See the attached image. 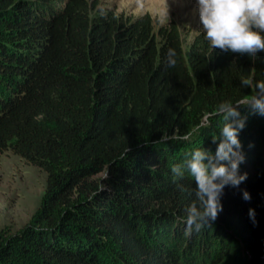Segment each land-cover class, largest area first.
<instances>
[{
  "label": "trees",
  "instance_id": "trees-1",
  "mask_svg": "<svg viewBox=\"0 0 264 264\" xmlns=\"http://www.w3.org/2000/svg\"><path fill=\"white\" fill-rule=\"evenodd\" d=\"M59 2L0 0V156L10 150L47 174L29 223L0 232V264H193L223 244V224L250 250L264 249V194L249 177L264 142L255 112L239 108L238 174L247 179L224 188L211 227L185 231L184 210L199 203L195 185L185 169L180 191L170 171L197 149L215 153L223 125L215 110L255 93L264 52L211 49L202 32L184 48L175 22L155 32L147 13L94 16L96 0Z\"/></svg>",
  "mask_w": 264,
  "mask_h": 264
},
{
  "label": "clouds",
  "instance_id": "clouds-1",
  "mask_svg": "<svg viewBox=\"0 0 264 264\" xmlns=\"http://www.w3.org/2000/svg\"><path fill=\"white\" fill-rule=\"evenodd\" d=\"M196 11L201 25L200 32L211 49L255 57L264 52V0H195ZM176 51H167V66L176 64ZM242 87H250L247 79L241 80ZM255 93L246 103L221 102L215 115L223 121L218 135L212 136L217 143L215 153L200 148L193 151L184 165L171 167L172 181L180 191L184 186L179 181L185 177V169L193 179L194 195L199 202L189 205L185 210L183 221L186 232H200L217 220L223 210L220 198L224 188H238L247 179V174H238L239 165L244 162L240 150L239 131L245 126L241 118L240 106H247L253 112L264 116V81L255 83ZM168 138L162 137L161 140ZM187 140L188 137H182ZM245 201L251 199L245 190L242 193ZM248 215L255 224V211L249 209Z\"/></svg>",
  "mask_w": 264,
  "mask_h": 264
},
{
  "label": "rangeland",
  "instance_id": "rangeland-1",
  "mask_svg": "<svg viewBox=\"0 0 264 264\" xmlns=\"http://www.w3.org/2000/svg\"><path fill=\"white\" fill-rule=\"evenodd\" d=\"M56 8L61 7L59 0H46ZM97 9L94 16L114 10L117 14L138 17L149 14L154 23V31L169 22H175L183 41L184 48L193 37L200 32L199 15L196 11L195 0H96ZM253 94L243 101L252 99ZM252 111L249 107L244 106ZM255 118L264 125V116L256 113ZM206 121V119H204ZM261 155H253L255 168H249L253 175H249L254 182L259 183L264 194V142L259 145ZM253 166V167H254ZM248 168L249 166L246 165ZM101 174L97 179H103ZM47 174L38 167L28 164L21 157L7 150L0 156V232L7 229L10 234H16L24 228L41 206L46 190ZM256 183V184H257ZM264 222V216L261 220ZM223 233V234H222ZM247 236H250L247 235ZM219 239L222 245L204 248V253L190 252L195 257L193 264H264V249L253 251L248 248L240 231L222 225ZM188 243L179 252L180 260H188ZM227 246V247H226ZM226 248V249H224ZM187 251V252H186ZM184 252V253H182ZM191 262V259H190Z\"/></svg>",
  "mask_w": 264,
  "mask_h": 264
}]
</instances>
